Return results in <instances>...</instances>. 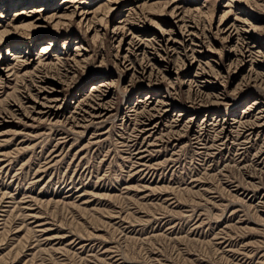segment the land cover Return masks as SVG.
<instances>
[{
  "label": "rangeland",
  "instance_id": "obj_1",
  "mask_svg": "<svg viewBox=\"0 0 264 264\" xmlns=\"http://www.w3.org/2000/svg\"><path fill=\"white\" fill-rule=\"evenodd\" d=\"M171 3L207 48L139 78L127 43L179 31ZM0 78V264H264V0H0Z\"/></svg>",
  "mask_w": 264,
  "mask_h": 264
},
{
  "label": "bare ground",
  "instance_id": "obj_2",
  "mask_svg": "<svg viewBox=\"0 0 264 264\" xmlns=\"http://www.w3.org/2000/svg\"><path fill=\"white\" fill-rule=\"evenodd\" d=\"M112 2V1H111ZM167 4V2H166ZM168 4H170V1H168ZM171 7L170 10V15L173 18V23H174V27H176L177 25H179V31L177 32H172L170 34H168V36H165L166 33H161L157 38L158 39H150V40H146L143 39L142 37H137V36H131V40L128 41L127 45L128 47L125 49L126 52L125 54L122 56V59L124 61H128L130 60V56L133 55V57H137V54L142 55L141 56V63L138 64L139 68L138 71L135 70V72L138 74L137 77L139 78H143L146 77L148 78L149 81H151V78H155L158 80L159 74L162 75V70L163 71H168V64H166L165 66L162 64H158V61H164L165 63L167 61L170 60V58H172V56L177 53L178 55H181V58H179V56L177 57L176 61H175V66H177L176 69H178V62L181 63V66H192L193 62L197 61L198 59V55L202 54L205 52L207 45H205V39L206 34L203 32L202 28L200 29L197 25V23H195V20L193 19H187L185 21L182 20V12L179 9V7L177 5H173L172 3L169 6ZM229 13V11H228ZM84 14V13H83ZM127 16V15H126ZM129 16V15H128ZM127 16V17H128ZM226 16V15H225ZM222 16V17H225ZM127 18H124V23L123 25L119 26L120 29H125L128 26V21L130 20H126ZM222 19V18H221ZM235 22L237 21L236 19L234 20ZM239 21V20H238ZM127 22V23H126ZM181 22V24H179ZM182 22L184 23L182 25ZM235 22H232L230 24L225 23L223 21H221L219 23V27L216 30V35L222 36V39H227V40H231L234 38V36H236V45L239 44L238 46H240L239 48L237 47V53H233V56H235V60L238 62H245V61H250L251 63L254 62V51L252 49V47L250 46L249 42L246 41V39L244 37H241L239 34V27L237 26V24ZM118 23H123V21H119ZM117 26V28H119ZM130 30V27L128 28ZM123 33V32H121ZM119 34V33H118ZM52 45L51 41L49 42L48 46L50 47ZM157 45V46H156ZM49 47H45L43 48L44 50H47ZM235 47V46H234ZM236 51V49H235ZM188 52H190L188 54ZM11 53V52H10ZM9 53V54H10ZM18 53V52H17ZM182 54L184 55V57L182 58ZM14 55V56H13ZM256 55V54H255ZM13 58L15 59L18 55L12 54ZM258 56V55H257ZM256 56V57H257ZM18 58V57H17ZM16 58V59H17ZM12 59V58H11ZM15 59V60H16ZM39 59V58H38ZM183 59V62H182ZM23 60V59H22ZM41 58L39 60V63L41 62ZM127 62V63H128ZM23 64L27 65L28 64V60L25 59L24 62H22ZM21 63V64H22ZM126 63V64H127ZM183 63V64H182ZM17 64V63H16ZM20 64V63H19ZM45 64V63H44ZM131 64V62H130ZM134 64V63H133ZM132 64V65H133ZM43 65V64H42ZM47 65V64H46ZM45 65V66H46ZM161 66V68H159ZM238 65V64H237ZM14 66V65H13ZM38 66V65H37ZM164 66V67H163ZM43 67V66H42ZM49 67V66H48ZM132 67V66H131ZM37 68V67H36ZM35 68V69H36ZM127 68V67H126ZM12 70V69H11ZM200 72H197L195 76L198 75H203L205 73V71L203 69H200ZM48 71V70H47ZM38 73V72H37ZM40 73V71H39ZM9 74V73H8ZM136 74V75H137ZM30 75V74H29ZM39 75V74H37ZM36 76V74H35ZM164 76V74H163ZM46 76H43L42 78H45ZM136 77V76H135ZM256 77V76H255ZM252 78L251 76H249V80L252 81H258L261 78ZM38 78V77H37ZM1 79V78H0ZM2 81V80H1ZM42 81V80H41ZM207 82H210L211 79L206 80ZM192 82V81H191ZM193 82H195V85L193 87V101H202L203 98V90L201 89L200 85L198 83H196V80H193ZM103 85V84H102ZM101 85V86H102ZM98 86V85H97ZM193 86V85H192ZM191 87V86H190ZM107 88V87H106ZM38 89V88H37ZM98 89L97 87H94L93 90ZM37 91V90H36ZM48 92V91H47ZM50 92V91H49ZM192 92V91H191ZM98 96V95H97ZM96 96V98H97ZM50 97V96H49ZM46 97H44L43 99H45ZM47 99V98H46ZM50 99V98H48ZM54 99V98H52ZM105 99V96L102 98L97 99L93 109H94V115L96 118H100L104 115V111L107 110V103L106 101H103ZM41 101V100H40ZM45 101V100H44ZM43 101V102H44ZM170 100L162 101L159 105L160 107H158L156 109L157 113H161L162 115L165 114L170 106L169 103ZM36 102V101H35ZM51 103L52 101H45L44 103H37L36 104V109L38 113H48L49 110L51 109ZM195 103V102H194ZM200 103V102H199ZM53 105V104H52ZM167 107L164 108L163 107ZM162 107V108H161ZM44 108H48V110H44ZM151 108V107H150ZM19 109V108H18ZM53 110V109H52ZM154 109H151V111ZM35 112V111H34ZM35 112V113H37ZM179 116L182 114H178ZM94 117V116H93ZM94 117V118H95ZM264 116L262 115V111H257V116H255V121L252 123H250L251 125L248 124V122H246V125L248 124V126L245 127L244 132H248L247 134H249V136L256 131L257 135H262L263 133V122H264ZM182 120V118L180 119ZM151 119L148 118V122L146 123V125L148 126L146 131H150L155 132L158 128V123H153L150 124ZM250 121V120H248ZM94 122V121H93ZM173 123H177L180 122L179 119H175L172 120ZM170 124H173V123ZM216 122V121H215ZM208 123V122H207ZM218 123V122H216ZM211 124V123H210ZM174 125V124H173ZM244 125V123H243ZM241 126V125H239ZM185 127V126H184ZM172 128V127H171ZM182 128V127H181ZM214 128V127H213ZM231 128V127H230ZM236 128V127H235ZM239 128V127H238ZM176 129V128H175ZM201 129V128H200ZM139 130V129H138ZM209 130V129H208ZM221 134H223L222 139L227 136L226 133V128L223 125L221 127ZM219 130V131H220ZM236 130V129H234ZM207 131V129H206ZM218 131V132H219ZM242 131V130H241ZM238 131V132H241ZM149 132V134H150ZM214 132V131H213ZM198 133V132H197ZM209 133V132H208ZM230 133V132H229ZM234 133V132H233ZM148 134V133H147ZM170 134V133H169ZM218 134V133H217ZM225 134V135H224ZM236 134V133H235ZM244 134V133H243ZM152 135V134H151ZM238 135V134H237ZM153 136V135H152ZM218 136V135H217ZM239 136V135H238ZM248 136V137H249ZM156 137V136H155ZM198 137V136H197ZM257 137V136H256ZM238 137H236L237 139ZM263 138H264V134H263ZM230 139V138H229ZM248 139V138H247ZM220 140V139H219ZM243 140V139H242ZM245 140V139H244ZM152 141V140H151ZM247 141V140H245ZM199 142V141H198ZM220 142V141H219ZM264 141H262L263 143ZM222 143V142H221ZM230 143V142H229ZM226 144V143H225ZM245 144V143H244ZM223 146V143H222ZM215 147V146H214ZM261 149V148H260ZM205 153V152H204ZM263 202V201H262ZM262 204V203H261Z\"/></svg>",
  "mask_w": 264,
  "mask_h": 264
}]
</instances>
